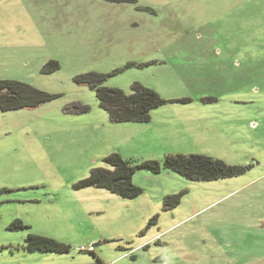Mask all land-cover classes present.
<instances>
[{
	"label": "rangeland",
	"instance_id": "1",
	"mask_svg": "<svg viewBox=\"0 0 264 264\" xmlns=\"http://www.w3.org/2000/svg\"><path fill=\"white\" fill-rule=\"evenodd\" d=\"M87 72L165 102L146 122H112L74 80ZM0 79L56 95L0 111V264H264V0H0ZM110 154H201L243 171L139 168L135 198L75 186ZM29 233L69 250L29 252Z\"/></svg>",
	"mask_w": 264,
	"mask_h": 264
},
{
	"label": "trees",
	"instance_id": "2",
	"mask_svg": "<svg viewBox=\"0 0 264 264\" xmlns=\"http://www.w3.org/2000/svg\"><path fill=\"white\" fill-rule=\"evenodd\" d=\"M123 1V0H106ZM48 68H57L54 61L47 63ZM107 74L87 72L76 75L74 80L87 84L96 90L101 108L109 115L112 122H146L150 119V111L163 104L165 100L159 94L139 83H134L130 93L116 87L103 85ZM56 95L42 91L30 84L10 79H0V111L34 108L55 98ZM104 162L111 168H95L88 176L76 183L77 188L94 186L107 189L124 198H135L142 189L132 181L136 169L143 168L152 173H159L166 168L190 180H212L239 175L243 169L239 166L227 164L219 159L201 154H166L162 165L156 160H145L132 165L130 160L123 159L119 154H110ZM180 202L179 194L168 195L164 198L163 206L173 208ZM26 227L20 219H15L11 229ZM29 252H57L66 253L69 246L55 239L29 233L22 246ZM104 264L99 258L96 263Z\"/></svg>",
	"mask_w": 264,
	"mask_h": 264
},
{
	"label": "built area",
	"instance_id": "3",
	"mask_svg": "<svg viewBox=\"0 0 264 264\" xmlns=\"http://www.w3.org/2000/svg\"><path fill=\"white\" fill-rule=\"evenodd\" d=\"M81 249H85L86 251H89V252H93L94 251L93 245H88L86 248L81 247ZM154 264H164V261L163 260H159V262H155Z\"/></svg>",
	"mask_w": 264,
	"mask_h": 264
}]
</instances>
